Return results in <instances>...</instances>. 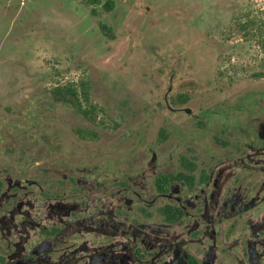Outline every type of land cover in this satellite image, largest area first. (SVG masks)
I'll return each instance as SVG.
<instances>
[{
	"label": "rangeland",
	"instance_id": "374dc122",
	"mask_svg": "<svg viewBox=\"0 0 264 264\" xmlns=\"http://www.w3.org/2000/svg\"><path fill=\"white\" fill-rule=\"evenodd\" d=\"M263 39L264 0H0V120L34 115L44 127L41 141L16 153L0 124L3 169L28 185L24 199L43 200L53 121L63 153L98 156L101 170L118 177L151 176L154 156L211 143L184 114L164 109L167 86L185 93L181 105L196 111L236 105L242 91L263 92ZM174 49V57L187 59L170 73L158 54ZM81 80L95 122L52 98L57 84L77 87ZM77 128L96 136L82 138ZM232 250L228 264H241Z\"/></svg>",
	"mask_w": 264,
	"mask_h": 264
},
{
	"label": "flooded vegetation",
	"instance_id": "af4514ba",
	"mask_svg": "<svg viewBox=\"0 0 264 264\" xmlns=\"http://www.w3.org/2000/svg\"><path fill=\"white\" fill-rule=\"evenodd\" d=\"M261 46L264 51V39ZM163 54H158L160 65L170 73L187 59L174 57L180 55L176 49ZM58 86L51 91L54 101L95 122L96 110L85 105L80 90L81 110L75 102L57 99ZM184 95L173 94L169 84L164 109L184 114L211 143L154 156L151 176L125 172L118 177L110 168L101 170L98 156L85 161L63 153L50 130L53 121H48L43 156L48 158L43 200L24 199L28 185L0 162V264H228L232 249L239 263L262 264L264 91H242L236 105L197 111L181 105ZM12 121L0 120L12 137L5 141L12 151L29 150L43 138L36 116ZM86 130L96 136L83 128L76 133L84 138Z\"/></svg>",
	"mask_w": 264,
	"mask_h": 264
},
{
	"label": "trees",
	"instance_id": "16d2710c",
	"mask_svg": "<svg viewBox=\"0 0 264 264\" xmlns=\"http://www.w3.org/2000/svg\"><path fill=\"white\" fill-rule=\"evenodd\" d=\"M77 87H79L81 95L83 97V100L86 104H91L89 102V93H88V88H87V83L85 81H79L77 84ZM76 86H72L70 84L66 85H60L55 88V94L57 95V99L62 100V101H68L69 103L75 102L76 106L80 109L81 108V102L78 99V88ZM92 105V104H91ZM81 110V109H80ZM89 112V111H87ZM86 111L84 112L85 116H89V114ZM91 112V113H90ZM90 115H94V111H90ZM88 131L86 130L85 135H87Z\"/></svg>",
	"mask_w": 264,
	"mask_h": 264
}]
</instances>
